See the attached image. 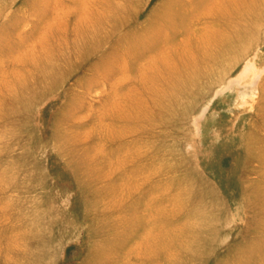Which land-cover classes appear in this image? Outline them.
<instances>
[{
	"label": "rangeland",
	"instance_id": "obj_1",
	"mask_svg": "<svg viewBox=\"0 0 264 264\" xmlns=\"http://www.w3.org/2000/svg\"><path fill=\"white\" fill-rule=\"evenodd\" d=\"M0 264H264V0H0Z\"/></svg>",
	"mask_w": 264,
	"mask_h": 264
}]
</instances>
